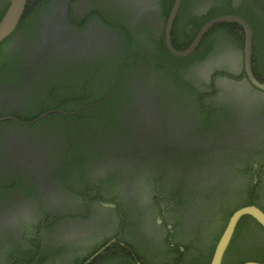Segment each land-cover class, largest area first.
Instances as JSON below:
<instances>
[{
	"label": "flooded vegetation",
	"instance_id": "1",
	"mask_svg": "<svg viewBox=\"0 0 264 264\" xmlns=\"http://www.w3.org/2000/svg\"><path fill=\"white\" fill-rule=\"evenodd\" d=\"M9 1L0 0V19ZM30 1L35 4L32 2L16 28L0 41V264L7 263L6 254L12 249L29 247L26 238L31 233L39 235L42 249L52 255L48 264H70L77 256H94L109 248L115 238L131 242L143 259L137 264H199L228 213L224 214L225 209L233 208L235 196L230 186L246 176L236 180L230 171L226 179L221 175L222 160L216 157L235 153V165L227 169L240 167L241 159H250L252 182L259 175L264 184V90L252 84L246 74L240 47L243 29L238 24L215 31L209 39L211 48L186 60L177 72L196 90L175 85L177 96L172 102L160 69L145 61L158 55L160 41L165 42L168 16L163 14V5L169 0ZM186 5L190 16L196 14L201 17L198 19L220 10L244 14L256 22L260 16L264 19V0H188ZM103 16L114 18V25L107 24ZM185 19L186 14L181 19L185 27L178 31L183 40L195 23L190 19L185 23ZM131 46L133 55L138 56L134 66L140 70L133 77L128 75L134 79L133 88L128 89L134 99L129 106L130 123L124 133L108 137L118 134L121 145L91 166L88 174L94 182L116 173L117 183H107L103 193L97 194L100 198L88 197L85 202L81 171L74 170L66 183L59 175L67 159V131H76L72 112L65 113L60 105L65 107L70 100L68 89L74 75L80 76L75 79L77 85L89 79V86L96 84L106 93L107 73L100 66L108 65ZM258 55L257 66L264 73L263 51ZM253 66L251 53V70L264 83ZM245 81L250 87L241 91L233 85ZM199 99L215 109V123L221 110L230 120L221 129L205 132L200 123L205 116L199 117L196 103ZM80 108L84 105L73 112ZM129 140L134 147L125 154L122 149ZM203 146L213 154V162L205 160L189 180L214 185L213 192L207 194L216 196L215 206L205 194L198 201V193L187 187L186 201L163 203L153 206L149 214L139 213L141 205L151 200L150 186L140 181L148 174L143 173L146 160L163 152L173 155L176 150L182 155L190 147ZM142 207L146 208V203ZM39 223L43 224L40 230ZM64 244L67 249L59 248ZM115 255L109 253L103 264L118 261Z\"/></svg>",
	"mask_w": 264,
	"mask_h": 264
},
{
	"label": "trees",
	"instance_id": "2",
	"mask_svg": "<svg viewBox=\"0 0 264 264\" xmlns=\"http://www.w3.org/2000/svg\"><path fill=\"white\" fill-rule=\"evenodd\" d=\"M169 1V3L163 5V14L165 16L169 15L174 2V0ZM187 1L188 0H181L180 7L174 21L171 33L173 46L178 50L186 48L202 25L216 16L224 14L239 15L249 23L252 29L253 71L258 79L264 82V73L259 72L260 69L257 66L259 52L263 51L264 55V19L260 16V19L258 22H256L254 18L251 19L248 16V18H246L244 14H237L235 12L226 13L225 11L221 10L220 12L213 11L205 18L198 19L201 17L197 16L196 14H192L191 17V12L186 10ZM32 2L33 1L30 0L27 2L24 9V14H26L29 7L32 6ZM33 3L35 4V2ZM184 14H186L185 23H187L188 19H190L192 23L195 22L190 32H187L184 35L186 36L187 40L181 39V33L178 32L180 28L182 29V27H185L184 24H181V19L184 17ZM1 15L2 13L0 16ZM103 19L109 25L113 26L115 23V19L112 17L103 16ZM237 25L238 24L236 22L231 21H224L214 24L203 36L195 51L185 57L173 55L167 49L165 42L163 40L160 41L161 43L159 47H157L159 50L158 55H153L145 61L151 63V65L154 66V69H160L158 72L162 75L161 78L163 80H167L170 91H166V94L170 101L174 102L175 97L177 96L176 92L173 91L175 89V85L179 89L186 87L190 90H196L190 80L184 79V74H178L177 70H181L180 67L185 66L186 60L189 61L190 59L195 58L198 54V51L204 53L206 50L211 48L209 39L210 36L215 33V31L219 29L227 30L232 26ZM238 27L242 28L240 25H238ZM240 47L241 49L243 48V41L240 43ZM133 52H135V50L131 46L129 49L125 50L121 56L113 57L112 61L108 65L100 66L101 71H106L107 73L104 82L105 87H107L106 93L104 91H99L98 88L100 87L96 84H91L89 86V79L85 80L82 84L77 85L78 79L76 81L75 79L80 78V76L79 74L78 77L74 75L72 79L70 78L71 83L73 84L71 88L68 89L70 92H72H68V95L70 96L71 94L72 97L70 96V100L66 103L65 107L60 105L61 109L65 113L72 112L71 118L75 120L76 131L73 132L70 129L67 131L69 141L66 150L67 159H64V165L63 167H60L59 175L62 176V183H66V181L73 176L71 173L74 172V170H78L79 172L81 171L80 174L78 173L82 182L80 190H83V192L85 191V194L83 195L85 202H89L88 197L93 199L100 198L101 196H97V194L103 193L107 183H113L114 185L117 183L116 173L111 175V177H100V179H97L94 182L89 181L88 174L90 173L89 168L91 166H94L102 157L104 159L109 156L107 155L108 152L114 147L121 145L119 138H117L118 134L114 137H111L110 139L108 137L116 133H124L127 125L130 123V117L128 116L129 106L134 99L132 97V92L128 91V89L133 88L134 79H132V74L135 71L140 70L139 67L134 66L135 60L138 56L133 55ZM128 75H131L132 77H128ZM65 82L68 83L67 81ZM65 97L67 98V96ZM196 103L198 104V107L200 106L198 111L199 117L201 114H204L205 116V119L200 120L202 128L205 132L212 130L213 128L221 129L224 123L230 120V115H228L225 110H221L219 111L221 113L215 117L218 120V122L215 123L213 116L215 114V109L203 102L202 99H199L198 101L196 100ZM78 105H84V108H80L76 112H73ZM54 114L62 116L64 119L66 118V115H60V113L57 112ZM47 117L50 118L51 115H48ZM125 144L126 147L122 149V152L129 154V151L133 149L134 144L130 140ZM179 152L181 153V151L176 150V152H173V155H168L166 152H163V154L159 156H150L146 160V166L144 167L143 173L148 171V174H144V177H141L140 181L143 180L144 184L150 186L148 189V195L149 200H151L148 203L145 202L146 208L142 207L145 203L141 205V208L139 207L142 210H140L139 213L143 214V212H145L149 214L148 211H151L153 206L157 205L159 207V205L163 203L171 204L173 202L174 204H179L183 201H186L188 197L186 195L188 192L187 187H191L193 194L196 195L198 193L196 195V199L198 201L201 200L200 195L205 194L210 200H212V206H215L216 196L207 194L212 193L215 186H203V184L200 182L194 183L193 181L189 180V177L191 175L193 176V173L196 170L198 171L201 169L200 166H203L205 160L213 162V154L209 155L205 146L199 149L190 147L186 150V153L182 155H180ZM226 153L227 152H225L224 155H218V157H216V159L219 158L222 160L220 164L224 166H220L221 175L225 176L227 179L229 176L228 174L231 171L236 180L238 179V176H246L241 183L237 181L238 184L234 182L230 186L232 195L235 196L234 204L230 205V207L233 206V208L227 207L225 209L224 214L226 211H228V213H226V217L222 219V223L219 225L220 227L218 232L213 237L212 243H210L208 246L207 252L202 255L199 264L210 263V259L212 257L218 237L220 236L228 217L236 208L244 205L254 204L264 211V184L261 183L262 177L260 178L259 175L256 178V182H252L251 176H249L251 175V160L241 159L239 161V165H241L240 167L235 168L234 166L227 169L230 165H235L236 155L235 153ZM217 162L219 163V160H217ZM225 165H227L226 168ZM175 169H179L181 173L178 174ZM184 169L187 172L184 171ZM230 182H232V180ZM11 186L8 188L12 189L13 187ZM77 191H79V189ZM110 192L111 191L108 193ZM116 205L117 207H120L121 203H117ZM137 205L139 204L137 203ZM159 211L162 212L164 209L159 208ZM146 216L148 219V215ZM151 218L153 217L151 216ZM42 225V223L37 225L39 230L41 229ZM26 240L28 241L29 247L24 245L12 249V251L6 254L7 263L4 264H48L46 260L48 258L51 260L52 255L42 249L39 243V235L36 233H31V235L26 238ZM183 247L188 249V245L184 244ZM59 248L67 249L68 247L64 244V246ZM131 248L135 251V248L132 247L131 242L115 238L114 241L111 242V246L109 248H106L94 256H92L93 253L88 254V256L85 258H83V256H77L70 261V264H103V260L106 259V257H108L109 253L111 252L116 253L115 256H119V260L111 264H137V261H143V259L138 256L136 251L135 254L131 252ZM56 254L58 253L55 252V255ZM66 255L67 253L65 254V257ZM229 256H231V258H228ZM249 260L264 263V227L256 222L251 216L246 215L239 220L235 228L230 243L223 255L222 264H241Z\"/></svg>",
	"mask_w": 264,
	"mask_h": 264
},
{
	"label": "water",
	"instance_id": "3",
	"mask_svg": "<svg viewBox=\"0 0 264 264\" xmlns=\"http://www.w3.org/2000/svg\"><path fill=\"white\" fill-rule=\"evenodd\" d=\"M27 2L28 0H10L9 1L7 9L4 15L0 19V41L3 40L6 36H8L16 28L24 12ZM180 3H181V0H174L171 11L167 18L165 42H166V45L169 51L176 56H186L192 53L196 49V47L200 43L203 36L214 24L224 22V21L236 22L242 27L243 32H244L243 33L244 34L243 57H244V67H245V71L248 76V79L256 87L260 88L261 90H264V83L259 82L251 70L253 32H252V29L249 23L239 15L224 14V15L216 16L208 20L202 25V27L198 30L196 36L193 38V40L190 42V44L186 48L178 50L173 46L172 41H171V28H172L173 21L178 13ZM233 85L236 86L237 90L239 89L240 91L242 89L250 87V84L246 81L233 83ZM246 215L251 216L261 226L264 227V211L260 207L254 204H251V205H244V206L236 208L228 217L226 225L215 244L213 254H212L209 264H221L223 255L230 243V240L233 236V233L235 231V228L239 220L243 216H246ZM241 264H264V263L259 262V261L249 260Z\"/></svg>",
	"mask_w": 264,
	"mask_h": 264
}]
</instances>
